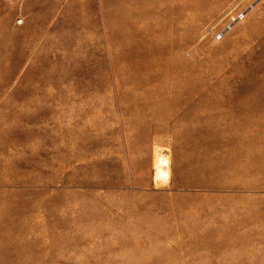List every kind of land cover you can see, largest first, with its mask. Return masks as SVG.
<instances>
[{"label":"rangeland","instance_id":"obj_1","mask_svg":"<svg viewBox=\"0 0 264 264\" xmlns=\"http://www.w3.org/2000/svg\"><path fill=\"white\" fill-rule=\"evenodd\" d=\"M0 264H264V0H0Z\"/></svg>","mask_w":264,"mask_h":264},{"label":"bare ground","instance_id":"obj_2","mask_svg":"<svg viewBox=\"0 0 264 264\" xmlns=\"http://www.w3.org/2000/svg\"><path fill=\"white\" fill-rule=\"evenodd\" d=\"M168 160L167 159H163V158H158L156 161V173H155V181H166L169 179V170L168 169H164L163 165L167 164Z\"/></svg>","mask_w":264,"mask_h":264},{"label":"built area","instance_id":"obj_3","mask_svg":"<svg viewBox=\"0 0 264 264\" xmlns=\"http://www.w3.org/2000/svg\"><path fill=\"white\" fill-rule=\"evenodd\" d=\"M244 18H245V16L242 15V16H239V17H238V20H239V21H242V20H244Z\"/></svg>","mask_w":264,"mask_h":264}]
</instances>
